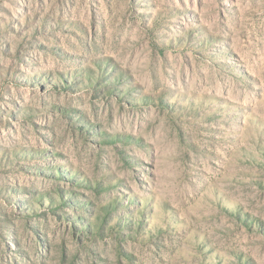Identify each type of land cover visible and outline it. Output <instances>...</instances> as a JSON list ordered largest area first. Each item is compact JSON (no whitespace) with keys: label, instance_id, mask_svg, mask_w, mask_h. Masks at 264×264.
<instances>
[{"label":"rangeland","instance_id":"1","mask_svg":"<svg viewBox=\"0 0 264 264\" xmlns=\"http://www.w3.org/2000/svg\"><path fill=\"white\" fill-rule=\"evenodd\" d=\"M0 264H264V0H0Z\"/></svg>","mask_w":264,"mask_h":264}]
</instances>
